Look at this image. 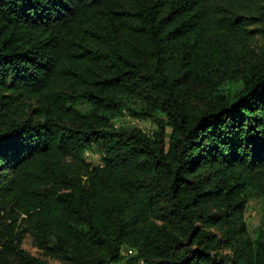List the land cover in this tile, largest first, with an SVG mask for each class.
Masks as SVG:
<instances>
[{"label": "trees", "instance_id": "trees-1", "mask_svg": "<svg viewBox=\"0 0 264 264\" xmlns=\"http://www.w3.org/2000/svg\"><path fill=\"white\" fill-rule=\"evenodd\" d=\"M252 198L264 0H0V264H264Z\"/></svg>", "mask_w": 264, "mask_h": 264}, {"label": "rangeland", "instance_id": "rangeland-1", "mask_svg": "<svg viewBox=\"0 0 264 264\" xmlns=\"http://www.w3.org/2000/svg\"><path fill=\"white\" fill-rule=\"evenodd\" d=\"M122 122L128 123L130 125L136 126L144 132L151 133V131L155 128L154 124L148 120H141L135 117H132L128 114L122 118ZM87 158L94 163H100L99 156L95 152L88 151ZM244 219L247 225V229L250 233H253L261 222L264 220V199L262 198H252L248 201L245 211H244ZM22 247L27 250L31 254H38L36 248L32 245L30 238L25 237ZM122 254L127 256L129 254H133L132 249H123ZM50 264H60L54 260H49ZM124 264V263H118Z\"/></svg>", "mask_w": 264, "mask_h": 264}]
</instances>
